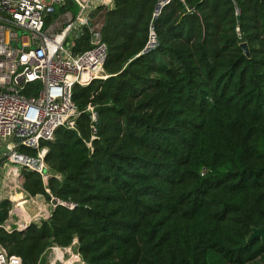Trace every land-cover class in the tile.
Segmentation results:
<instances>
[{
  "label": "trees",
  "instance_id": "16d2710c",
  "mask_svg": "<svg viewBox=\"0 0 264 264\" xmlns=\"http://www.w3.org/2000/svg\"><path fill=\"white\" fill-rule=\"evenodd\" d=\"M159 1L98 8L107 78L76 85L75 127L42 142L48 182L22 173L31 197L75 207L0 227L21 264L75 239L84 264H264L248 241L264 228V0H172L154 22ZM90 47L86 31L73 52ZM11 210L0 201V225Z\"/></svg>",
  "mask_w": 264,
  "mask_h": 264
},
{
  "label": "built area",
  "instance_id": "2783aa9c",
  "mask_svg": "<svg viewBox=\"0 0 264 264\" xmlns=\"http://www.w3.org/2000/svg\"><path fill=\"white\" fill-rule=\"evenodd\" d=\"M67 1L0 0V165L3 161L11 165L13 174H19L22 168L37 172L46 183L52 174L45 163L48 148L42 142L52 141L60 127H75L80 112L73 101V88L107 78L103 25L89 11L91 0H71L82 11L77 16L68 11L62 24L54 18L55 6ZM97 1L100 7L114 8L115 0ZM171 1L161 0L159 4L164 7ZM86 31L91 47L75 54L76 41ZM155 45L152 33L149 48ZM87 110L96 121L95 107L89 105ZM25 148L37 151V155H26L21 151ZM58 204L75 207L73 203ZM10 225L6 221L0 227L11 233L23 231L30 224H18L15 229ZM77 244L75 239L69 247L53 245L50 264H84L74 248ZM0 264L21 261L0 244Z\"/></svg>",
  "mask_w": 264,
  "mask_h": 264
},
{
  "label": "crops",
  "instance_id": "0c3cea01",
  "mask_svg": "<svg viewBox=\"0 0 264 264\" xmlns=\"http://www.w3.org/2000/svg\"><path fill=\"white\" fill-rule=\"evenodd\" d=\"M100 7V4L98 3V1L97 0H91V2H90V4H89V11H92V13H91V15H92V17H94V20H96L97 22H99V23H101V21H102V19H99L98 18V14L96 15V12L98 13V8ZM55 10H56V13H55V15H54V18H56L58 21H60V23H65V13H67L68 11L70 12V13H72L73 14V16H77L78 14H79V11H82L81 9H80V7H79V5L78 4H76V3H74V2H72L71 0L70 1H67V3L66 4H57L56 6H55ZM97 19H99V20H97ZM4 163V161L2 162V164L0 165V190H2V193H0V201H2L3 199H2V197L4 196V195H6V194H4V191H3V185H6V182H5V180L4 179H2L1 177H3L4 176V174L3 173H5V172H7V174L9 175V176H12V177H10V184H11V187L9 186V189H11V190H14V189H17V190H21L22 189V191L25 193V190H24V188H23V184H24V182H25V179H24V177H23V174H21V171H22V169H20V173L18 174V173H15V174H13L12 173V167H11V170L9 169V166L10 165H8V164H3ZM24 171V170H23ZM23 171H22V173H23ZM9 194V193H8ZM25 196V195H24ZM11 198V199H10ZM8 199H9V201H11V202H13V197H8ZM20 200V199H19ZM22 205L24 206L25 205V202L23 201L22 202ZM53 209H54V207H53ZM42 211H46L47 213H46V215L45 216H47V217H45V216H42L41 215V212ZM53 211V210H52ZM52 211H48V210H39V212L37 213V212H35V213H32V215H30L29 214V212H28V214L26 213V214H24V216H23V213L21 212V210L20 209H17V207H14V210H11L10 211V214H9V219L7 220V223H9L10 224V222H12L13 221V216H17L18 217V219H19V221L18 222H16V224H23V225H25V223L26 224H30L31 223V221L32 220H34L35 218L37 219H39V218H44V219H47V218H49L50 216H51V213H52ZM11 216V217H10ZM29 216H31V217H29ZM40 216V217H39ZM25 218H27V219H30L28 222L25 220ZM26 221V222H25ZM13 222H15V221H13Z\"/></svg>",
  "mask_w": 264,
  "mask_h": 264
},
{
  "label": "rangeland",
  "instance_id": "374dc122",
  "mask_svg": "<svg viewBox=\"0 0 264 264\" xmlns=\"http://www.w3.org/2000/svg\"><path fill=\"white\" fill-rule=\"evenodd\" d=\"M105 76H107V74L105 73ZM5 154L4 152H1V155ZM19 168H22L21 166H18ZM9 169L11 170V165L9 166ZM24 169L22 168V171ZM22 171H21V174H22ZM4 176L1 177L2 179H6L5 182H6V185H3V191H4V195L2 197L3 200H9L8 197H13V202H12V210H14V207H17V209H20L21 212L23 213V216L24 214L28 213L30 215H32V213H35V212H39V210H48V211H52L53 210V203L52 201H49L48 199H46L45 197L43 198H40L39 196H36V197H31L30 195H28L26 192L24 193L21 190H17V189H14V190H11L9 189V186L11 187V184H10V177L12 176H9L7 174V172L3 173ZM0 193H2V190H0ZM9 193V194H8ZM25 195V196H24ZM11 199V198H10ZM20 199V200H19ZM25 202V205L23 206L22 205V202ZM41 212V211H40ZM46 211H42L41 212V215L42 216H45L46 215ZM11 217V216H10ZM40 217V216H39ZM47 217V216H45ZM13 221L15 222H10V226L12 229H15L18 227V224H16V222L19 221L18 217L17 216H13ZM31 219V218H30ZM30 219H27L25 218V220L28 222ZM44 220V218H35L34 220L31 221L30 225L32 223H39L40 221ZM52 247L53 246H50L48 247V249L46 250V252L44 253L42 259H41V262L40 264H50L52 259H53V251H52ZM74 248H76V246H74ZM76 250V249H75ZM68 255H66L65 258H67ZM58 264V263H57Z\"/></svg>",
  "mask_w": 264,
  "mask_h": 264
},
{
  "label": "water",
  "instance_id": "95a60500",
  "mask_svg": "<svg viewBox=\"0 0 264 264\" xmlns=\"http://www.w3.org/2000/svg\"><path fill=\"white\" fill-rule=\"evenodd\" d=\"M162 8H163V6H161L160 4H158V6H157V14H156V17H155V19H154V22L157 21V16H158V14L160 13V11H161ZM237 19H238V21H240L241 17L238 16ZM239 24H240V23H239ZM240 48L243 50L244 55H245L248 59H250V58H251V53H250V49H249L248 44L245 43V42H244V43H241V44H240ZM100 86H101V83L98 84L97 89H96V92L100 89ZM39 197H40V198H43V196H39ZM52 203H53V205H55V207H56L57 204H58V201H57V200H52ZM257 238H259V239H261L262 241H264V228H261V229H257V228H255V229H253V233H252L251 236L249 237L248 241H252V240L257 239Z\"/></svg>",
  "mask_w": 264,
  "mask_h": 264
},
{
  "label": "bare ground",
  "instance_id": "6f19581e",
  "mask_svg": "<svg viewBox=\"0 0 264 264\" xmlns=\"http://www.w3.org/2000/svg\"><path fill=\"white\" fill-rule=\"evenodd\" d=\"M28 214V213H27ZM29 217H31V216H29ZM26 222V221H25Z\"/></svg>",
  "mask_w": 264,
  "mask_h": 264
}]
</instances>
